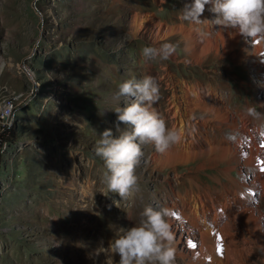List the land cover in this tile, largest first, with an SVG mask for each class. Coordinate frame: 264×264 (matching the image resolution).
Listing matches in <instances>:
<instances>
[{
	"label": "rangeland",
	"instance_id": "1",
	"mask_svg": "<svg viewBox=\"0 0 264 264\" xmlns=\"http://www.w3.org/2000/svg\"><path fill=\"white\" fill-rule=\"evenodd\" d=\"M185 3L191 0H0V99L19 97L0 143V264H104L105 255H95L99 248L108 246L118 228L137 224L145 207L161 209L172 187L189 186V179L213 189L252 186L256 168L242 158L205 152L166 160L146 143L135 167L137 186L121 200L122 207L116 206L119 194L108 192L105 161L95 149L105 128L114 136L131 130L115 111L131 102L115 98L128 79L152 76L159 83L160 98L152 107L181 135H188L190 126L170 108L183 107L184 84L199 90L193 121L212 120L200 111V97L229 115L259 122L247 111L255 108L264 118L259 62L264 48L234 29L212 25L210 5L201 23L182 19ZM188 28L206 40L196 59L186 48ZM163 44L174 48L167 60H145V47ZM219 123L196 130L189 150L204 149L206 136L229 135L228 123ZM153 151L162 162L158 155L152 158ZM71 176L77 177L76 187L67 183ZM66 186L92 190L87 210V198L76 201L85 229L70 218ZM252 194L264 211V194ZM114 222L117 226H109ZM240 230L249 238L241 242L244 264H264V247L243 226ZM112 258L118 264L119 256ZM174 264H181L176 253Z\"/></svg>",
	"mask_w": 264,
	"mask_h": 264
},
{
	"label": "bare ground",
	"instance_id": "2",
	"mask_svg": "<svg viewBox=\"0 0 264 264\" xmlns=\"http://www.w3.org/2000/svg\"><path fill=\"white\" fill-rule=\"evenodd\" d=\"M157 30L160 31L159 25ZM180 31L183 30L180 29ZM184 32L189 55L196 59L204 51L203 43H206V40L203 39V34L197 32L196 29L188 28ZM257 46L264 48V42H257ZM259 62L264 70V60L261 59ZM3 64V60L0 59V73ZM184 87L183 107H178L177 110L171 107L170 112L175 116V119L183 117V121L190 126V129L188 135L180 134V141L163 153V158L186 160L188 157L201 156L205 152L217 155L218 158L232 154L247 163L250 162L256 170L251 176L252 186L248 187L235 183L232 186L225 185L220 189H213L196 180L189 179V186L171 188L168 196L163 198L160 204L163 209L168 211L166 219L174 234L175 253L181 258V264H244L243 258L246 254L243 252L241 242H248L249 238L242 236L240 226L244 227L247 236L264 247L262 234L264 232V211L258 207V200L252 196L254 190L259 191L260 195L264 194V170H262L264 169V146H262L264 145V118L261 114L263 110L260 112L259 122L251 121L238 115H229L219 105L213 104V102L208 103L205 98L200 97L202 103L201 107L198 105L200 111L203 114H209L212 120L208 122L209 117L206 116L201 117L198 121H193L197 108L195 97L198 96L195 91L199 93V90L193 83L192 85L184 84ZM201 94L203 95L202 91ZM14 96L15 94L12 95V98ZM10 100L11 98L8 97L0 99V123L3 128L9 127L12 122L13 106L8 109ZM151 110L155 112L153 107ZM219 120L228 123L231 128L230 134H222L218 139L206 136L203 139L204 149L189 150L197 140L194 135L196 130L206 128L208 123L220 126ZM195 124L201 125V127H196ZM171 129L174 130V123H172ZM157 155L160 156L156 151L152 152V158L155 159ZM160 158L158 159L162 162L163 160ZM70 178L67 183L76 187L77 177L71 176ZM81 189L82 191L75 192L73 186H66L64 193L67 195L65 202L68 204L67 211H69L70 218L76 221V225L82 230L85 229V225L79 220V206L76 201L79 196L87 198L86 205L83 207L87 210L93 195L92 190L89 191L84 186ZM121 200L123 198L119 197L116 206L122 207ZM73 206H76L77 209H72ZM112 225L117 226V222L111 223L109 226Z\"/></svg>",
	"mask_w": 264,
	"mask_h": 264
},
{
	"label": "clouds",
	"instance_id": "3",
	"mask_svg": "<svg viewBox=\"0 0 264 264\" xmlns=\"http://www.w3.org/2000/svg\"><path fill=\"white\" fill-rule=\"evenodd\" d=\"M206 5L211 6L209 11L214 14L212 25L234 29L251 41L264 42V0H191L182 8V19L201 23ZM173 51L172 45L163 44L159 48L145 47L142 55L146 61L167 60ZM120 97H128L131 102L115 110L117 120L131 125V130L114 136L112 129L105 128L100 132L95 153L105 161L104 181L108 192L125 198L138 183L135 167L143 155L141 145L152 143L155 150L163 154L178 143L181 136L151 110L160 98V85L152 76L122 82L115 98L119 100ZM247 111L254 118L261 116L255 108ZM167 216L166 209L145 207L137 224L118 228L119 234L95 255L103 253L104 264H114L113 255L119 256L118 264H174V234Z\"/></svg>",
	"mask_w": 264,
	"mask_h": 264
},
{
	"label": "built area",
	"instance_id": "4",
	"mask_svg": "<svg viewBox=\"0 0 264 264\" xmlns=\"http://www.w3.org/2000/svg\"><path fill=\"white\" fill-rule=\"evenodd\" d=\"M19 97H13L9 103H8V109L11 107V106H14L16 104V101ZM6 111V110H5ZM4 134H5V131H4V128L3 127H0V143L2 141V138L4 137Z\"/></svg>",
	"mask_w": 264,
	"mask_h": 264
},
{
	"label": "snow or ice",
	"instance_id": "5",
	"mask_svg": "<svg viewBox=\"0 0 264 264\" xmlns=\"http://www.w3.org/2000/svg\"><path fill=\"white\" fill-rule=\"evenodd\" d=\"M262 146H264V145H262ZM262 170H264V169H262ZM173 215H175V213H173Z\"/></svg>",
	"mask_w": 264,
	"mask_h": 264
}]
</instances>
